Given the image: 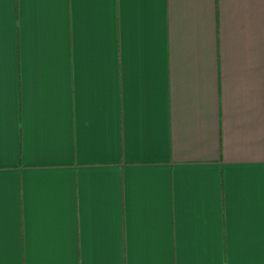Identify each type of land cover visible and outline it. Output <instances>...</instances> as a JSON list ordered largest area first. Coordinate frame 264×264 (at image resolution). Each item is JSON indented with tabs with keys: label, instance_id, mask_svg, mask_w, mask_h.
Here are the masks:
<instances>
[{
	"label": "crops",
	"instance_id": "1",
	"mask_svg": "<svg viewBox=\"0 0 264 264\" xmlns=\"http://www.w3.org/2000/svg\"><path fill=\"white\" fill-rule=\"evenodd\" d=\"M0 264H264V0H0Z\"/></svg>",
	"mask_w": 264,
	"mask_h": 264
}]
</instances>
